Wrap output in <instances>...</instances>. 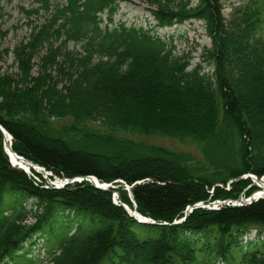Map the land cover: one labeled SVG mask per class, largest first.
Wrapping results in <instances>:
<instances>
[{
    "label": "trees",
    "instance_id": "16d2710c",
    "mask_svg": "<svg viewBox=\"0 0 264 264\" xmlns=\"http://www.w3.org/2000/svg\"><path fill=\"white\" fill-rule=\"evenodd\" d=\"M122 1L36 0L23 10L44 20L12 50L16 72H0L12 152L57 178L114 188L45 187L10 164L0 132V264H264V198L195 208L177 223L188 207L259 190L243 176L264 179L259 10L225 23L218 0H148L154 25L110 28ZM192 21L211 40L210 74L188 69L156 33ZM150 136L192 145L199 157L136 139ZM114 193L154 224L130 217ZM44 231L53 241L37 262L25 247Z\"/></svg>",
    "mask_w": 264,
    "mask_h": 264
},
{
    "label": "rangeland",
    "instance_id": "374dc122",
    "mask_svg": "<svg viewBox=\"0 0 264 264\" xmlns=\"http://www.w3.org/2000/svg\"><path fill=\"white\" fill-rule=\"evenodd\" d=\"M64 2V0H59ZM221 7V14L225 23L238 20L239 14L246 9L255 6L260 13L261 25L260 34L264 38V0H218ZM36 0H1L0 1V72L12 73L16 72L13 63L12 50L21 42L24 41L30 29L28 24L33 22L35 24L41 23L44 20L42 15L34 14L31 19L25 15L23 10H30L36 8ZM147 8H149L148 0H123L120 4L119 10L113 19V23L109 25L110 28L117 27L119 24L125 26L145 27L149 24L152 26L155 22L150 17ZM105 24V23H104ZM103 24V25H104ZM230 30V29H229ZM235 31V29H233ZM233 31V32H234ZM161 38L166 40L172 39V44L175 46V54L178 56H185L190 61L188 69L200 65L205 73H211V67L204 58V50L210 49L211 40L207 36L204 26L201 22L192 21L181 25H176L171 28L159 29L156 32ZM69 51H81V44L69 43L67 44ZM44 52L40 54L43 55ZM34 66L32 68V75L36 76L39 68V59L33 60ZM54 74V72H52ZM148 144L161 146L165 149L175 152H185L195 157H199L196 147L192 145H183L179 141L165 137H136ZM33 179L37 182H43L48 185V178L43 179L42 176L36 177L31 174ZM50 177V176H49ZM243 179H246L243 178ZM55 182L56 179H49ZM252 184L256 186L262 180L250 179ZM49 186V185H48ZM111 188H114L111 186ZM258 191V190H257ZM256 192V191H255ZM115 193L113 194V196ZM244 200L242 197L238 202ZM32 201H28L30 204ZM211 207V206H210ZM251 234L246 239H251ZM34 244L30 247L26 246L28 258H33L34 261L39 262L44 260L47 256L48 245L53 241L52 237L48 235L47 231L42 232V235L33 238ZM22 261V260H20Z\"/></svg>",
    "mask_w": 264,
    "mask_h": 264
},
{
    "label": "water",
    "instance_id": "95a60500",
    "mask_svg": "<svg viewBox=\"0 0 264 264\" xmlns=\"http://www.w3.org/2000/svg\"><path fill=\"white\" fill-rule=\"evenodd\" d=\"M0 132L2 133V135H3V146H4V150H5V153L7 154V156L9 157V162L11 163V161H10V154H13V156L16 158V159H22V160H24V158H22V157H19V156H17L15 153H13L12 152V150H11V144H10V142H11V137L5 132V130L0 126ZM6 136H8V139H9V145H8V147H7V149H6V140H5V137ZM31 165H33L31 162H29ZM13 166V165H12ZM19 169H21V168H19ZM21 170H23V169H21ZM25 173H27L25 170H23ZM248 178H251V179H253V180H257L255 177H253V176H247ZM93 181H95L96 182V184H93V183H91V181L92 180ZM82 180H86L87 182H89L94 188H96V189H98V190H102V191H107V189L110 187V185H107V184H98L97 182V180H96V178H94V177H86V178H82V177H80V178H74V179H71V180H67V179H65L63 182H62V184L63 185H61V187H63V186H65V185H67V184H72V183H74V182H81ZM260 184L261 183H256V186L257 187H259L260 188ZM259 197H254V196H251L250 198H248V200L247 201H245V203H249L250 201H252V200H257ZM114 203L115 204H117V205H121L123 208H124V210L126 211V213L130 216V217H132L133 219H135L138 223H141V224H154L152 221H150L149 219H147V218H144V217H142L141 215H139V214H136V216H134V215H131L129 212H128V208L126 207V206H124V205H122V204H120V202H119V200L117 199V195L115 194L114 195ZM216 205H227L228 204V202H225V203H219V202H216L215 203ZM241 204H243V202L242 203H239V204H235V203H233L232 204V206H241ZM204 206L202 205V204H197V205H194V206H191V207H188L186 210H185V213H184V218H182L181 220H180V222L181 221H184L185 220V218L187 217V215L193 210V209H195V208H203Z\"/></svg>",
    "mask_w": 264,
    "mask_h": 264
},
{
    "label": "bare ground",
    "instance_id": "6f19581e",
    "mask_svg": "<svg viewBox=\"0 0 264 264\" xmlns=\"http://www.w3.org/2000/svg\"><path fill=\"white\" fill-rule=\"evenodd\" d=\"M5 140H6V149L9 145V139H8V136L5 137ZM10 161H11V164L13 166H15L16 168H21L23 170H25L27 172L28 175L31 176V174H36V175H41V176H45V173L46 171L44 169H42L41 167H39L38 165H31L29 163V161L27 160H22V159H16L13 154H10ZM91 177V176H89ZM86 178V177H84ZM92 180V179H91ZM63 180H56L55 181V185L57 187H61ZM91 183L93 184H96L95 181H91ZM99 184V182H97ZM260 189L257 191V193L254 195V197H263L264 196V182H260ZM128 208V207H127ZM128 212L131 214V215H134L136 216V212L134 210H131L128 208ZM184 218V217H183ZM182 222V221H181ZM180 223V221L178 222Z\"/></svg>",
    "mask_w": 264,
    "mask_h": 264
}]
</instances>
